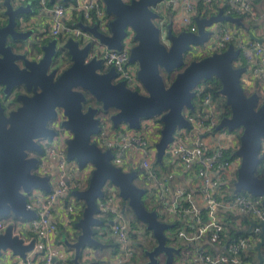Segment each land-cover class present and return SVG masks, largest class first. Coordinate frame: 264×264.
I'll return each instance as SVG.
<instances>
[{
    "label": "water",
    "instance_id": "1",
    "mask_svg": "<svg viewBox=\"0 0 264 264\" xmlns=\"http://www.w3.org/2000/svg\"><path fill=\"white\" fill-rule=\"evenodd\" d=\"M53 1L49 0V3ZM101 1L105 15L110 17L107 33L100 32L96 24L90 27L78 23L77 27L89 33L92 41L81 46L72 38L64 42L51 38L38 46V50L35 42L25 49L20 46L32 35L30 31L18 30L20 16L30 14L27 17L35 18L31 15L30 5L15 8L10 0L3 1L2 14L6 23L0 26V87L6 99L12 101L14 97L18 107L5 114L0 104V217L12 214L25 220L36 218L33 211L26 209L25 194L32 188L49 192L50 187L46 177L32 174L38 160L28 158L27 153H41L35 140L52 137L54 132L47 128V123L59 109L64 117L62 127L72 135L66 142L67 160L75 161L79 168L87 163L93 167L86 190L72 192L84 202V209L74 226L79 231L75 241H62L73 253L71 261L78 264L86 249L102 246L94 237L93 227L100 224L96 217L99 213L97 200L102 198V188L107 183L116 188L133 216L144 224L145 233L156 241V246L145 252L148 258L145 264H158L156 257L160 254L165 257L164 264H172L179 251L166 245L165 231L171 226L161 222L156 211L144 206V190L134 184L137 172L122 171L114 166L112 151L102 150L91 141V136L99 131L98 115L107 114L113 128L125 124L134 130L139 129L141 120L157 118L161 130L154 149L156 161L160 162L172 141L174 129L189 128L183 110H193L194 88L202 80L215 78L230 111L229 117L223 118L217 128H225L228 132L241 129L235 152L241 160L235 192L243 191L261 198L264 208V178L255 175L260 144L264 140V103H260L264 98L244 92L240 81L244 68L234 66L240 51L231 45L197 60L186 62L185 59L190 47L200 46L209 39L207 28L218 22L240 26L238 18L225 16L219 9L214 16L194 19L196 33L182 29L173 33L169 21L165 42H162L160 29L153 22L157 14L152 7L164 0ZM126 28L133 32L134 42L128 52V62L137 66L136 78L142 93L128 89L122 81L114 82V68L104 69L102 60L93 52L94 42L109 51H121ZM34 51L40 52L35 58L32 57ZM59 52L68 56L69 65L65 69L62 68L63 55L58 56ZM172 74L173 79L166 86L164 77ZM88 96L100 108L89 105ZM263 232L264 223L260 241L254 247L258 264L262 261L259 250L264 243ZM32 247V242L23 245L12 237L10 228L0 235V251H10L23 258Z\"/></svg>",
    "mask_w": 264,
    "mask_h": 264
},
{
    "label": "built area",
    "instance_id": "2",
    "mask_svg": "<svg viewBox=\"0 0 264 264\" xmlns=\"http://www.w3.org/2000/svg\"><path fill=\"white\" fill-rule=\"evenodd\" d=\"M3 1L0 0V14L3 12ZM71 1L70 4L62 6L55 3L50 5L49 0H38L39 8L37 12H32L36 13V21L40 22L38 24H41L40 18H44L46 28L43 35L50 39H58L60 35H64L65 38H75L83 43L91 40L88 33L72 24L69 25L68 22L73 19L74 14L89 24L92 20L97 21L94 24L98 30L102 33L108 32L109 21L105 19L104 4L101 0ZM10 2L12 5H21L30 0ZM203 2L212 6L220 0ZM223 2L224 7L227 6L223 13L225 16H229L230 12H237L250 19H257L254 11L255 0ZM195 3L196 0H164L152 7V11L157 14L153 22L160 29L161 41L165 39L169 21L173 33H178L180 29L196 33L194 19L198 17H194ZM233 26L235 24L225 22L213 24L206 29L210 32L209 39L200 46L190 47L186 55L188 58L205 57L213 52L225 50L230 41H234L236 49L240 51L234 66L241 67L242 61L245 62L240 79L244 92L248 95L256 93L259 98H264V45L254 39L249 40L247 30H233ZM132 38L133 32L126 28L121 51H109L94 42L93 52L98 54L103 66L114 68L115 82L122 81L128 89L142 93V87L136 78L137 66L128 62L129 49L134 45ZM249 78L259 80V83L254 81L252 85L249 82L245 86L243 83L246 79L250 80ZM199 85L194 88V97L198 98L200 108L194 114L191 113L192 110H183V117L189 128L174 129L172 141L164 150L159 164L153 160L156 159L154 145L159 139L161 126L155 127L149 121V125H144L141 120L139 129L130 132L120 129L127 127L125 124L113 128L107 115H98L99 131L91 136V141L102 150L112 151V163L122 160L128 166L120 168L126 172H137L135 185L144 190L143 199L151 206H156L154 211L159 217L166 216L184 222L176 229V236L182 242L191 244L189 260L192 264H245L242 261L243 255L254 251L260 241L264 208L261 198L243 194L231 196L232 188L235 190L234 184L241 161L235 155L241 129L228 132L225 128H217L225 117L219 118L212 98L203 95V86ZM260 103H264V99ZM60 112H57L50 126L55 135L38 142L41 154L32 171V174L48 179L50 191L32 188L25 194L26 209L33 211L36 218L25 220L15 218L12 214H8L7 218L0 217V235L10 228L12 237L19 239L23 245L32 242L33 247L23 258L13 255L10 251H0V264H62L73 256V253L65 250L64 245L58 241V231L59 227L63 228L66 239L71 242H74L79 234L74 226L81 218L79 216L83 212L84 202L74 197L72 192L86 190L93 167L87 163L83 168H79L75 161L67 160L65 142L69 132L62 127L64 117H61ZM258 157L264 166V140L260 144ZM136 159L139 162V177L134 166ZM184 172L190 179V187L173 185L170 179ZM102 193V198L97 200L100 213L96 217H107V222L103 228L98 225L94 227V237L97 241L109 239L118 246L114 264H131L130 260L135 253L132 235L137 228L133 229L129 225L116 188L105 183ZM227 215L234 217L236 223L240 222L241 218L250 219V226L245 230L246 236L237 239L226 237ZM142 230L146 242L150 234H146L143 228ZM56 242L60 244L57 247L54 245ZM204 245L209 246L211 251L220 250L221 253L213 255Z\"/></svg>",
    "mask_w": 264,
    "mask_h": 264
},
{
    "label": "trees",
    "instance_id": "3",
    "mask_svg": "<svg viewBox=\"0 0 264 264\" xmlns=\"http://www.w3.org/2000/svg\"><path fill=\"white\" fill-rule=\"evenodd\" d=\"M70 2H72L71 0H60L58 2V5H62V6H66L68 4H70ZM55 3V0L53 1V3H50L51 4H54ZM257 3H258V0H257ZM30 7L32 9V11L34 12H37L38 8H39V3H38V0H30ZM227 6L225 7H221V8H218V5L215 4V5H212V6H207L204 4L203 0H196V3H195V7H194V17H198V18H201V19H205V18H209L211 16H214L216 14V12L219 10V9H222L223 13H225V9H226ZM3 9V7H2ZM254 11L256 12V17L258 15V12H257V9H256V6H254ZM0 22L2 23V25L4 26L5 23H6V17L1 13L0 14ZM229 16L231 17H234V18H238L240 20V23L241 25L238 26L240 31H246V30H249L251 28L254 27V24H255V19H250L248 18L245 14H241V13H237V12H230L228 14ZM73 19L71 21H69V25L72 24L74 25L75 22L77 21V15H73L72 17ZM105 19L107 21L110 20V17H107L105 16ZM97 21L95 20H92L91 21V24L93 25L94 23H96ZM233 24V23H232ZM234 25V24H233ZM241 27V28H240ZM40 38L39 40V43L38 45H43L45 43H47L49 41V37H47V35H41V36H38V39ZM58 40L61 41V42H64L66 40L65 36L64 35H60L58 37ZM229 45L233 46V48H236V43L234 41H230ZM37 47V50H38V46L36 45ZM22 48V47H21ZM38 54H40V52L38 51L37 52ZM66 56L68 58V56L66 54H63L62 52H59L58 53V56ZM63 56V57H64ZM187 57V55H186ZM200 58H203V57H193V58H187L188 61H192V60H197V59H200ZM239 66V65H238ZM241 67L245 66V62L242 61V63L240 64ZM180 71V70H179ZM173 79V74L172 75H168L166 76V80H164L165 82V85L168 86L171 82V80ZM257 81V84L259 83V80H256ZM200 84V85H199ZM199 86H203V95H208L212 98L216 108H217V111L219 113V118H223V117H227L230 115V111H229V108L228 106L226 105L225 103V99L224 97L220 94V85H219V82L215 79V78H209V79H206V80H202L201 82L198 83ZM247 94V93H246ZM11 100V99H10ZM12 102H15L14 101V97L12 99ZM12 102H9L8 101V104H12ZM10 104V105H11ZM192 105H193V110L191 111V113H196L197 109L200 108V102L198 100V98H193L192 99ZM101 116H104L105 114L104 113H101L99 114ZM156 124L159 126H161V123L158 121L157 118H152ZM230 157V155H227V157ZM255 175L258 176L259 178H264V166H262L261 164V161L258 163L257 165V168H256V171H255ZM107 185H110V184H107ZM232 192H231V196H233L234 194H243V195H246V196H249V194L243 192V191H240V192H235L234 188H232ZM119 200H120V204L123 208V213L125 215V213H129L132 215L130 209L127 207V204L125 201H123L122 199H120L119 197ZM151 206V205H150ZM156 208L151 206L149 207V210H155ZM148 210V209H147ZM100 213V212H99ZM8 216V215H7ZM7 216H4V218H7ZM133 216V215H132ZM228 216V215H227ZM81 216H79L80 218ZM100 224L98 225V227H104V223L107 222V217H104L101 216L100 218ZM133 219L135 220H130V223L129 225L131 227H133V229L136 228V223L140 224V226L144 229L145 231V226L144 224L142 225L134 216H133ZM161 220V219H160ZM128 221V219H127ZM250 219L248 218H241L240 219V222L236 223L235 222V218L232 217L231 215H229L226 219V222H225V226H226V229H227V233H226V237H231V239H237L238 237H241V236H246L247 234L245 230L248 229V227L250 226ZM171 226H172V229L175 230L177 228H179V223L178 221H176L175 219L169 223ZM96 226V225H95ZM94 226V227H95ZM93 227V229H94ZM170 232H173L172 230H170ZM135 236L136 234L132 235V240L134 241L133 243V248L134 250H137L138 247L135 245ZM61 239V240H64L66 239V234L63 230V228L59 227V231H58V240ZM60 240V242H61ZM68 240V239H67ZM102 244L101 247H104V248H112V251L111 253L114 255L117 250H118V246L113 243L111 240H106V241H99ZM173 240H167V243L168 245L170 243H172ZM139 243L136 241V244ZM156 244V241L154 240V238L151 236L150 239H148L145 244L144 243H141L140 244V255H139V258H143L145 259V254L143 253V250H147V251H150ZM189 247H188V246ZM170 246L174 247L173 245L170 244ZM178 247V254H175L174 257H173V262L172 264H192L191 261L189 260L190 259V253L192 251V246L191 244H183V245H177ZM100 247L96 248V249H99ZM176 248V247H175ZM204 248H208L210 250V247L207 246V245H204ZM72 252V251H71ZM260 255L263 259V262L262 264H264V243L261 245L260 247ZM210 253H212L213 255L214 254H217V253H221L220 250H214V251H211L210 250ZM143 254V255H142ZM135 255V254H134ZM143 256V257H142ZM73 258V256H72ZM72 258H69L68 260H66L64 263L62 264H74L71 260ZM134 258V257H133ZM133 258H131L130 260V263H132V261L134 260ZM256 252L255 251H248L247 254H244L243 255V262H250V264H255V262H257L256 260ZM98 262L94 259H90V258H84V257H79L78 259V264H97ZM161 264V262H160ZM164 264V263H162Z\"/></svg>",
    "mask_w": 264,
    "mask_h": 264
},
{
    "label": "crops",
    "instance_id": "4",
    "mask_svg": "<svg viewBox=\"0 0 264 264\" xmlns=\"http://www.w3.org/2000/svg\"><path fill=\"white\" fill-rule=\"evenodd\" d=\"M59 1L60 0H55V5H57ZM223 3H224L223 0H220V2H218V4H217L218 8L224 7ZM27 4L30 5V2H27L25 4H21V5L25 6ZM19 5L20 4H13V6L15 8L18 7ZM255 6H256L258 15H257V19L255 20L254 27L249 29V30H247L248 33H249L248 36H249V40H251L252 39L251 36H253V39L255 41H261V43H263V45H264V37H263V32H264V0H258V3H257V0H255ZM31 12H32V10H31ZM28 15H30V14H28ZM28 15L20 16V18H19L21 32L30 31L31 34H32L28 41L25 40L24 42H22L23 44H20V46L23 47L22 49H25V47H27L29 43L34 42V40L36 38H38V36H41L40 34L44 33L45 32V28H46V25L44 24L45 23L44 18H40L41 24H38L40 22H39L38 19H37L38 22L36 21V18H37L36 17V13H34V12L31 13L32 16H35L34 19H30L29 17H27ZM232 29L240 31L239 27L236 26V25L233 26ZM39 40H40V38H39ZM36 41H37V39H36ZM32 57L33 58L36 57V52L35 51L33 52ZM249 79L250 80L246 79L245 82L243 83L245 86H247L249 82L253 85V82L256 81V79L255 80H252L251 78H249ZM153 161L156 162V164H159L161 162V161L157 162L156 159H154ZM170 180H171V183L173 185H177L179 187L182 186L184 188H189L190 187V183H191L186 172L180 173V174H178V176L175 175ZM159 219H161L160 220L161 222H164L166 224H169L170 222L173 221L171 218L166 217V216L159 217ZM55 220H59V218H55ZM128 222L130 223L129 219H128ZM178 223H179V225H183L184 222H178ZM136 224L139 225L138 223H136ZM136 228H137V230H136V232H133V235L136 234V236H135V245L138 247V249L135 250V253H134L135 255L133 256L134 258L132 257L134 260L132 261L131 264H145L148 261L147 256L145 255V257H144L145 259L139 258V255H140V249H139L140 247L139 246H140L141 243L145 244V242H144L145 236L142 235V233H141V232H143L141 227L139 228V226H136ZM170 230H172L173 232H171L172 235L170 237H168L167 233L170 232ZM165 234H166L167 240H173V242L170 243L171 245L174 246L173 248L176 247V249H178L177 245L186 244V243L182 242L181 240H179L177 238L176 229L173 230L172 226L170 227V229L165 231ZM150 237H151V235H149V237H147V240L150 239ZM62 241L63 240H61V243L64 245V243ZM136 241L139 242V243L136 244ZM170 244L168 245V243H166V245H168V246H170ZM54 245L57 247L60 244L56 242ZM155 246H156V244H155ZM64 247H65V250L66 249H67V251L69 250L65 245H64ZM109 249L110 250L108 252H107L106 248H104V247H100L99 249H95V250L94 249H86L87 251L84 253L85 255L82 254L81 257H84V258L87 259V258H89V254H91V258L90 259L91 260L92 259L96 260L98 262L97 264H114V262H115L114 260L116 259L115 258V254L116 253L113 255L111 253L112 248H109ZM145 252H149V251L143 250L144 254H145ZM156 258H157V261L161 262V264L164 263L165 257L162 254L158 255ZM256 258H257V253H256ZM256 260H257V262H255V264H258L259 261H258V259H256ZM262 262H263V259L261 261V264H262ZM7 264H10V263H7ZM245 264H250V262L247 261V262H245Z\"/></svg>",
    "mask_w": 264,
    "mask_h": 264
},
{
    "label": "flooded vegetation",
    "instance_id": "5",
    "mask_svg": "<svg viewBox=\"0 0 264 264\" xmlns=\"http://www.w3.org/2000/svg\"><path fill=\"white\" fill-rule=\"evenodd\" d=\"M105 9V8H104ZM77 21L75 22V24H74V26H76L77 27V24L78 23H82L83 25H86V26H92V24L90 23H86V22H84L83 20H80V16H78L77 15ZM0 26H3L2 25V23L0 22ZM77 28H79V27H77ZM80 29V28H79ZM18 30H20L21 31V29H20V26H18ZM81 30V29H80ZM81 31H83V30H81ZM83 32H85V31H83ZM87 33V32H86ZM174 33H176L175 31H174ZM89 34V33H88ZM90 35V34H89ZM90 37H91V35H90ZM69 38H71V37H69ZM67 39V38H66ZM73 40H75V41H78L79 42V44L81 45V46H84L85 44H87L88 42H90V41H92L93 39H92V37H91V40H89L88 42H82V41H79V40H77V39H75V38H72ZM34 42L36 43V45L37 46H39L38 45V43H39V39H37V41H35L34 40ZM163 42H165V39L163 40ZM36 54H37V52H36ZM64 56V55H63ZM186 58H188V57H186ZM185 58V59H186ZM65 63H68V65H69V61H68V58L66 57V56H64L63 57V67L65 66ZM103 68L104 69H109V67H105V66H103ZM111 68V67H110ZM61 71V70H60ZM115 82V81H114ZM20 92H22V91H20ZM11 96V95H10ZM88 99H89V105H91V106H94V107H97V108H100V106H99V104H97V103H95L94 101H93V99L91 98V97H89L88 96ZM8 101L9 102H12V101H10V99L9 98H5V96H4V94L2 93V88L0 87V104H1V106L3 107V109H4V112H5V114H8L10 111H12V110H14V109H16L17 107H18V103H17V105H16V103L15 102H12V104L10 105V104H8ZM57 112H60L59 110H57L56 111V114H55V117L54 118H56V116H57ZM111 112V111H110ZM109 113V112H108ZM60 115H61V117L63 118V114H62V112H60ZM105 115H107V114H105ZM54 118L52 119V120H54ZM52 120H50L48 123H47V128L50 130V131H53L54 132V134L52 135V137L55 135V131L54 130H52L51 128H50V126H51V122H52ZM62 123V122H61ZM66 130V129H65ZM67 131V130H66ZM67 132H69V131H67ZM71 133L69 132V136H68V138L66 139V142L71 138ZM51 137V138H52ZM46 138V137H45ZM41 139H43V138H40V139H36L35 140V143L37 144V146L39 147V144H38V142H39V140H41ZM65 142V143H66ZM39 149H40V147H39ZM41 154V153H40ZM40 154H37V153H34V152H28L27 153V157L28 158H36L37 160H38V158H39V155ZM7 216V215H6Z\"/></svg>",
    "mask_w": 264,
    "mask_h": 264
},
{
    "label": "rangeland",
    "instance_id": "6",
    "mask_svg": "<svg viewBox=\"0 0 264 264\" xmlns=\"http://www.w3.org/2000/svg\"><path fill=\"white\" fill-rule=\"evenodd\" d=\"M163 42V41H162ZM185 58H186V54H185ZM186 62H190V61H188V59L186 58ZM66 67H68V63H65V66L63 67L62 66V68L63 69H65ZM61 68V69H62ZM62 69V70H63ZM164 80H166V77H164ZM249 92V91H248ZM247 93V92H246ZM250 93V92H249ZM16 103V105H17V102H15ZM148 121L150 122V124H152L153 126H155V127H157V124H156V122L155 121H153L152 119H146V120H143V122H142V124H144V125H149V123H148ZM121 130H123V131H130V132H133V131H136V130H132V129H128L127 127H122V128H120ZM236 131H239V129H237ZM236 131H234V133L236 132ZM136 164L134 165L136 168H137V170H138V177H139V169H138V164H139V162H138V159H136ZM114 166H117V167H124V166H128L127 164H125L122 160L120 161V162H116V161H114L113 163H112ZM122 171H124V169H122V168H120ZM134 184H137V180H134ZM143 188L146 190V186L144 185L143 186ZM142 200L144 201V206L146 207V209H148L149 210V207H151L150 206V204L148 203V202H146L143 198H142ZM132 213V212H131ZM125 215H126V218L127 219H129V220H135V219H133V214L131 215V214H127V213H125ZM139 227H141V226H139ZM167 235H168V237H170L171 235H172V233L171 232H168L167 233ZM149 237V236H148ZM58 241H60V239L58 240ZM68 241L69 242H71L70 241V239H68ZM106 250H107V252L110 250L109 248H106Z\"/></svg>",
    "mask_w": 264,
    "mask_h": 264
}]
</instances>
